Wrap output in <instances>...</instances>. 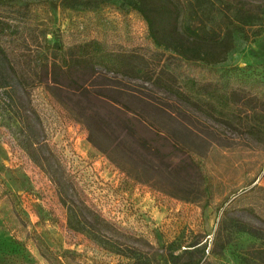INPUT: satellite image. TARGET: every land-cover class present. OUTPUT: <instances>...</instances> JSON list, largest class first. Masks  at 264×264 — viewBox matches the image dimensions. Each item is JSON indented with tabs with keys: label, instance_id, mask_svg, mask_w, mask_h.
I'll return each instance as SVG.
<instances>
[{
	"label": "rangeland",
	"instance_id": "obj_1",
	"mask_svg": "<svg viewBox=\"0 0 264 264\" xmlns=\"http://www.w3.org/2000/svg\"><path fill=\"white\" fill-rule=\"evenodd\" d=\"M60 1L14 3H28L29 22L45 27L51 39L93 37L124 48H158L177 56L187 74L228 77L264 91V0H245L262 10L253 15L223 0H187L193 11L187 23L219 40H193L178 24L157 21L159 43L143 16L122 0L92 7ZM213 57V63L205 60ZM86 74L82 68L77 76ZM0 79V264H174L171 255L180 253L178 264L190 257L197 264H264L262 218L239 208L228 212L258 227L260 236L220 223V203L233 190L253 183L264 188V133L254 136L161 90L160 100L175 106L170 115L109 94L127 102L130 126L119 111L83 99L98 139L117 144L116 161L141 169L136 180L89 141L87 125L60 104L45 73L24 89L0 55ZM147 141L159 149L148 151ZM191 156L210 175L208 194L201 192Z\"/></svg>",
	"mask_w": 264,
	"mask_h": 264
},
{
	"label": "trees",
	"instance_id": "obj_2",
	"mask_svg": "<svg viewBox=\"0 0 264 264\" xmlns=\"http://www.w3.org/2000/svg\"><path fill=\"white\" fill-rule=\"evenodd\" d=\"M102 1L61 0L60 4L70 7H92ZM122 1L143 16L152 39L157 43L160 36L156 29L157 21L161 24L166 22L178 24L181 33L193 40H219L212 32L192 27L187 23V17L193 13L192 5L187 0H157V4L154 0ZM223 2L230 8L252 15L262 11L245 0ZM28 7V3L16 4L14 0H0V55L9 70L24 89L33 86L40 80L39 76L45 73L48 81L60 92V96L57 97L60 104L75 120L87 125L89 141L105 152L120 168L130 173L134 179L140 180L141 169L116 161L112 152L117 144L110 140L98 139L92 110L83 104V99L97 100L119 111L130 126L133 125L132 111L128 108L127 102L118 101L109 94L123 95L125 99L135 100L152 111L170 115L175 106L160 100L157 92L161 90L181 104L196 108L207 116L239 124L254 136L259 137L264 133V91H254L243 84L230 83L228 77L205 79L187 74L182 69L183 62L177 56L158 48H124L93 37L72 42H65L60 37L51 39L47 37L48 31L45 27L29 22ZM226 32L229 33L228 28ZM205 60L207 63H213L217 59L213 57ZM82 68L87 69V74L79 78L77 73ZM97 75H102L105 81L95 82L94 78ZM124 78L133 81L126 84ZM0 84L4 85L1 81ZM237 95L246 98L243 105ZM246 103L250 106L243 107ZM143 146L150 152L159 149L149 141ZM190 158L201 177V192L208 194L211 189L210 175L204 171L195 157ZM232 194L236 196L229 200ZM208 202L207 199L203 206ZM220 206L223 207L220 223L228 220L232 228L260 236L258 227L237 217H231L228 212L239 208L264 220L263 187L253 183L238 194L237 190H233L221 201ZM220 232V228L215 231L214 240L219 238ZM40 250L45 255L43 249ZM180 256L182 253L172 254V262L178 264L177 259ZM197 262L198 259L190 257L181 264Z\"/></svg>",
	"mask_w": 264,
	"mask_h": 264
}]
</instances>
